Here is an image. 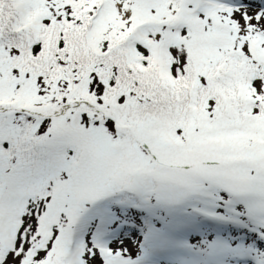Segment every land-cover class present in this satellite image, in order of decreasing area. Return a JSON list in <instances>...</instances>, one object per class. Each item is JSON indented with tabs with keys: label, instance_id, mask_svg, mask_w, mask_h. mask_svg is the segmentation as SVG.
Returning a JSON list of instances; mask_svg holds the SVG:
<instances>
[{
	"label": "snow or ice",
	"instance_id": "6c2138e0",
	"mask_svg": "<svg viewBox=\"0 0 264 264\" xmlns=\"http://www.w3.org/2000/svg\"><path fill=\"white\" fill-rule=\"evenodd\" d=\"M0 264H264V0H0Z\"/></svg>",
	"mask_w": 264,
	"mask_h": 264
}]
</instances>
